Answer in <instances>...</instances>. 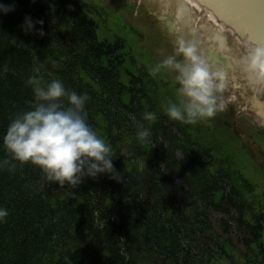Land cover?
I'll use <instances>...</instances> for the list:
<instances>
[{
  "label": "trees",
  "instance_id": "trees-1",
  "mask_svg": "<svg viewBox=\"0 0 264 264\" xmlns=\"http://www.w3.org/2000/svg\"><path fill=\"white\" fill-rule=\"evenodd\" d=\"M0 3L14 5L0 14V207L9 213L0 264H235V252L264 264V166L249 165L229 115L169 120L164 108L179 102L178 85L142 31L102 0ZM26 16L43 21L42 36L21 27ZM30 76L89 96L88 123L111 146L119 183L104 176L62 189L43 174L28 180L35 166L13 161L3 137L34 102ZM141 128L150 130L146 143L137 142ZM256 141L264 154V139ZM158 179L166 189L155 197ZM210 237L219 248L204 260ZM254 238L258 250L247 247Z\"/></svg>",
  "mask_w": 264,
  "mask_h": 264
},
{
  "label": "clouds",
  "instance_id": "clouds-1",
  "mask_svg": "<svg viewBox=\"0 0 264 264\" xmlns=\"http://www.w3.org/2000/svg\"><path fill=\"white\" fill-rule=\"evenodd\" d=\"M13 10L14 5L0 3V14ZM191 22L186 12L177 14L175 53L182 60L169 56L161 61L175 72L179 97L178 103L169 102L165 106V114L169 120L185 124L213 118L224 108L222 94L230 86L229 77L210 63L199 38L184 34ZM42 25V20L26 16L21 27L28 32L36 30L42 36ZM240 63L253 85L264 86V47L251 49ZM26 84L32 89L34 102L30 109L11 120L3 137L12 160L38 167L47 183L62 189L66 186L74 189L86 180L104 176L119 183L122 173L114 166L111 146L88 123L85 106L89 96L67 89L60 79L45 81L30 76ZM156 118L154 112L143 115L146 121ZM150 136L149 129L141 128L137 142L146 143ZM126 154L127 149H122L120 155ZM8 215V210L0 207V222Z\"/></svg>",
  "mask_w": 264,
  "mask_h": 264
},
{
  "label": "rangeland",
  "instance_id": "rangeland-1",
  "mask_svg": "<svg viewBox=\"0 0 264 264\" xmlns=\"http://www.w3.org/2000/svg\"><path fill=\"white\" fill-rule=\"evenodd\" d=\"M102 1L105 5L109 6L110 8H113L114 11L117 10L120 13H122L126 17V19L131 22L133 26L141 30L147 28L151 31L152 28L153 29L155 28L154 23L149 21L152 18L150 16L151 13H155L156 15H162V16H168L174 13L173 14V17H174L173 25L174 27H176L175 21L177 18V14L179 12H186L192 19V22L189 24L186 30L187 32L190 33V35H195V34H192L191 31L196 32V34L198 35V38L204 39L206 47H203V50H204L205 55L208 57L210 63L213 64V66L219 68L217 65H215L216 62L212 58L213 52L218 53L222 51L226 54L229 53L231 54L233 62L234 60L242 58V56L240 58H236L238 57V54L235 53L237 50L234 47L235 44L232 45L234 41L232 40L231 33L228 32L226 28H223L221 30L222 32H220V27H221L220 23L211 24L207 16L206 17L204 16V13L203 14H198V12L194 13V9L188 8V6L183 3L184 2L183 0H176V1L175 0H134L131 3L127 0H102ZM117 3H120V4H117ZM209 5L212 6L211 4ZM121 7H122V11L120 9ZM232 15L234 16V18L238 16L236 14H232ZM225 16H228V15L226 14ZM171 19H172V16H171ZM160 21L163 22L161 19ZM122 23L129 24L127 21H122ZM164 23H165V27L169 28L170 23L166 21H164ZM237 23H238L237 27L233 26L234 28H238L239 27L238 25L243 26V25H247L250 23H253L254 25L256 24V22H253L246 18L240 19L239 21L237 20ZM156 27L157 28L151 34V40L153 42H155V33L159 28L158 25ZM149 30L142 31L144 38H148L149 33H150ZM169 30L171 31L170 28ZM262 33H264V26L262 27V30L260 32L258 33L255 32V35L262 34ZM239 68L241 69V73L243 74V76L248 77L247 73L243 69V66L240 65ZM224 71L225 70H223V72ZM230 78L232 79H229V81H232V83L229 84L230 86L228 88L231 87L232 89L231 90L228 88L227 89L230 90L231 95L235 94L236 96H232L230 99L229 97L225 99L223 109H229V108L234 109L235 113H233L232 115L236 120V124L233 127L239 135L244 136V131H246L244 128V123H246L247 126H248V123H251V122L252 123L254 122L256 124L258 123L264 126V121L258 120L250 109H243V107L246 106L245 103L247 104V99L246 98L243 99L242 95L243 96L245 95V97H247L248 94H251L250 92L251 90L256 96H258L257 100L264 102V99L263 100L260 99V97L264 98V86L253 85L249 81V79H246V78L240 79V76L238 74H236V76H232L231 74ZM234 81L237 82V85L234 84ZM239 86H241L242 89L244 88L246 89V94L244 93V91H241V93H238L236 91V89H238ZM240 105H241V110L243 111L239 110Z\"/></svg>",
  "mask_w": 264,
  "mask_h": 264
},
{
  "label": "bare ground",
  "instance_id": "bare-ground-1",
  "mask_svg": "<svg viewBox=\"0 0 264 264\" xmlns=\"http://www.w3.org/2000/svg\"><path fill=\"white\" fill-rule=\"evenodd\" d=\"M187 1H189L191 3V5H193V7H196L197 9L202 8V11L204 12V16L205 17L207 16V18L209 19L210 22H212L214 24L220 23V25H221L220 32H222L221 30L223 28H226L228 30V32L231 33V37H232V40L234 41V43L236 44V39H237L240 43H242L244 45L245 50L249 51L250 49H253L255 47H264V44H263L264 33L255 35L256 29H255V26L253 25V23L243 25V26L238 25L239 26L238 28H234L233 26L237 27L238 18L232 17V14H231V17L221 16L219 8L216 6H214L212 8L206 2H201L198 0H187ZM30 17H32L33 20H36V18H34L33 16H30ZM212 56H213V58H216L218 61H221L222 63L226 64L227 57L225 55L221 56V55H216L214 53ZM229 65H231V64L229 63ZM116 77H117V80L124 79L120 75L115 76V78ZM89 86L95 92L98 90V84L96 82L89 83ZM124 86H127L126 83H124ZM256 106L259 109V113L262 116H264V103L256 102ZM5 130H7L6 127H5L4 131ZM40 175H42V172L40 171V169L38 167H34V169L31 170V173L29 176H27V178L30 182H36ZM186 183L188 185H190L191 181L187 180ZM154 185L155 186L153 187L152 195H154L155 197L160 195L162 193V191L164 189H166V185L163 184L162 179L156 180ZM256 208L258 209V206ZM258 212H260V216L257 219L258 220L257 222L260 224L261 223L264 224V213L262 214V211L260 209H258ZM212 238L213 237L209 238V242H208V246H207L206 250L199 253V254H205L204 260L206 259V254L207 255L209 254L212 256L216 253V251L219 248L216 240L215 239L213 240ZM247 247L249 249H252V250H258L259 245H258L257 240H255V238L252 239L248 243Z\"/></svg>",
  "mask_w": 264,
  "mask_h": 264
},
{
  "label": "flooded vegetation",
  "instance_id": "flooded-vegetation-1",
  "mask_svg": "<svg viewBox=\"0 0 264 264\" xmlns=\"http://www.w3.org/2000/svg\"><path fill=\"white\" fill-rule=\"evenodd\" d=\"M130 3L133 2L134 0H127ZM137 2V1H136ZM138 3V2H137ZM120 4V3H117ZM123 7V6H122ZM122 7L120 8L122 11ZM123 18H126L123 14H122ZM152 18L151 20H149L150 22L154 23L155 28L150 31L149 29H143V30H149L150 31V39L149 41H147V46L150 48V51L154 53L155 59L158 60H164L169 56H175L177 60H182V57L176 55L175 53V28L171 31H168V29L165 27V23L164 21L161 22L160 21V16L161 15H156L155 13H151L150 15ZM166 19L169 20V16H165ZM146 20V19H145ZM140 21V20H139ZM141 22V21H140ZM158 25V30L155 33V42H153L151 40V34L154 32V30L157 28L156 26ZM192 34H195L196 37H198V35L196 34V32H192ZM186 36L190 37V33L187 32V30L184 33ZM201 47H205V41L203 38H199ZM236 54H238V57L236 58H240L242 56L241 59H237L234 60V62L232 60H228L226 59V64L222 63L221 61H218L216 58H213V60L216 62L215 65H217L219 67L220 70H225L224 73L226 74V76L229 77V79L232 76H236V74H238L240 76V79H247L246 76H243V74L241 73V69L239 68L241 63L240 61L243 60V53L242 51L239 49L235 52ZM222 53H220L219 55H221ZM222 56V55H221ZM229 63L231 65H229ZM222 70V71H223ZM169 74L171 76H175V72L173 70H171L170 68H168ZM224 97V96H223ZM241 109V108H240ZM230 114H233L232 112V108H229L228 111ZM242 113V112H241ZM236 124V120L235 118L232 119V122L230 123L229 127H231V129L233 130V126ZM263 240H264V234H263ZM244 264H248L246 262H244Z\"/></svg>",
  "mask_w": 264,
  "mask_h": 264
},
{
  "label": "water",
  "instance_id": "water-1",
  "mask_svg": "<svg viewBox=\"0 0 264 264\" xmlns=\"http://www.w3.org/2000/svg\"><path fill=\"white\" fill-rule=\"evenodd\" d=\"M209 0H206V2H208ZM232 1V0H231ZM246 1V3H248L249 4V7L252 9V10H254V11H256L255 10V5H256V0H253V1H247V0H245ZM262 2L264 3V0H262ZM211 3V2H210ZM213 3H211V5H212ZM216 5H218V6H223L224 4L222 3V2H217L214 6H216ZM263 5V4H262ZM217 7V6H216ZM219 8V7H218ZM239 9H241V8H239ZM242 10V9H241ZM249 12V11H248ZM233 14H236V15H238V11L237 10H235V12L233 13ZM243 18H246V19H248V20H251V21H253V22H255L253 19L254 18H252V17H243ZM257 114H258V116L260 117V118H262V119H264V116H262L259 112H257ZM242 138V140H243V145H244V147H246V148H248L249 149V151L251 152V154L253 155V157H254V159L256 160V161H261V154H260V152H259V150H258V148H257V146L255 145V144H253L249 139H247V138H245V137H241Z\"/></svg>",
  "mask_w": 264,
  "mask_h": 264
}]
</instances>
